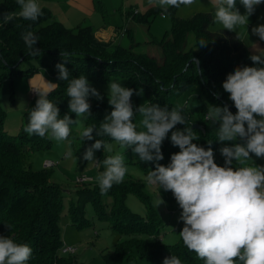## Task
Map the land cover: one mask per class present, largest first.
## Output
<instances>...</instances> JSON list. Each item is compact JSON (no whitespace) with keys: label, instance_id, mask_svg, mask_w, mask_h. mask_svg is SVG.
Wrapping results in <instances>:
<instances>
[{"label":"clouds","instance_id":"1","mask_svg":"<svg viewBox=\"0 0 264 264\" xmlns=\"http://www.w3.org/2000/svg\"><path fill=\"white\" fill-rule=\"evenodd\" d=\"M16 2L19 12L0 13V27L17 16L35 22L43 15L38 0ZM148 3L167 14L170 8H190L197 5L198 0H148ZM239 4L245 10L243 14L237 7V0H210L213 22L229 31H236L239 26L247 27L249 17L264 0H239ZM251 34L264 41V24L253 26ZM22 39L30 55H41L36 47L37 35L26 31ZM199 44L207 43L200 40ZM252 49L249 59L256 66H237L222 82L224 92L229 94L228 99L236 109L235 114L227 104H209L204 117L212 125L219 124L217 142H233L219 149L224 158L223 166L215 162L212 141H208L209 146L205 148L193 142L199 137L192 127L174 130L178 124H186L180 106L169 110L167 106L144 102L134 107L133 95L142 96L144 89L124 87L120 82L108 84L110 114L104 117L98 129L87 126L80 134L83 141H90L95 131L99 137H109L124 152L130 148L141 161L155 164L154 170H148L146 182L173 194L182 210L179 220L183 228L179 236L186 248L195 252L204 264H264V165L246 164L252 160L250 154L264 158V48L252 43ZM68 55L61 52L65 62L55 67L58 80L68 81V109L76 119L68 114L61 118L57 104L48 98L60 85L44 81L46 87L36 91L39 98L29 111L24 128L29 136H47L58 142L67 140L71 126L79 125L80 118L91 115L89 98L103 99L85 75L69 80L70 71L65 66L69 62ZM137 113L141 117L139 123L134 122ZM170 132V141L179 151L171 154L165 166L159 161L164 159L162 144ZM100 149L108 153L114 151L112 143L97 139L85 150L83 159L99 164L101 161L95 160L94 152ZM124 152L103 159L104 171L97 176L101 195L124 181L128 171ZM164 203L159 195L156 206ZM32 254L28 244L0 235V264H28ZM163 264H182V260L171 255Z\"/></svg>","mask_w":264,"mask_h":264},{"label":"trees","instance_id":"2","mask_svg":"<svg viewBox=\"0 0 264 264\" xmlns=\"http://www.w3.org/2000/svg\"><path fill=\"white\" fill-rule=\"evenodd\" d=\"M259 7L264 8V4L256 9ZM41 9L43 15L35 22L17 16L0 27V69L5 71L6 77H11L17 72L19 65L27 63L31 67L18 73L32 76L39 70L33 63L39 61L42 54L50 56L51 61L45 66L46 72L60 86L48 98L57 104L61 118L65 114L72 119L75 117L68 109V81L58 80V70L55 67L57 63L65 62L61 52H67L69 62L65 66L70 71L69 80L80 75H92L97 81L106 83L113 76H122L127 87H143L150 104L167 106L169 110L177 106L176 100L185 90L199 88L201 94L198 98L202 99V104L193 110L181 107L186 118V124L180 125L181 129L200 124L205 132L193 129L199 137L195 143L207 148L208 141H212L214 156L221 147L233 143L216 141V131H210L204 119L207 106L203 98L214 105L227 104L235 114L236 109L228 99L229 94L224 92L222 82L237 66L255 65L236 35L227 31L210 30L213 24L211 14L198 13L189 19L173 17L170 31L158 42L162 52V62L158 63L148 55L135 54L131 49L98 41L88 27L75 31L65 28L52 20L49 9ZM19 10L16 0H0V13ZM169 11L174 14L176 8H170ZM26 31H32L39 37L36 47L40 49L41 55L29 54L22 39V34ZM191 33L195 36V45L194 48L187 49L186 40ZM200 40L207 44L200 46ZM91 99L92 97L89 101ZM107 106L102 101L92 104L91 115L85 118L86 127L95 126L98 129L104 120ZM28 114L23 116L20 133L10 136L3 130L4 113L0 110V235L11 236L16 242L26 243L32 248L33 254L28 264H60L64 261L60 253L63 247L60 220L65 206L64 191L50 181L51 174L48 170L33 171L27 163L28 150L24 149V145L31 144L32 148L38 150L51 147L47 136L41 138L25 133ZM93 137V140L82 141L84 150L97 139L111 140L107 136H97L95 131ZM250 157L251 164L264 165V158H258L254 154H250ZM140 168L147 175L148 170H154L155 164H140ZM143 189L144 185L132 180L113 185L105 194L113 196L108 212L101 202L104 195H101L99 186L77 191L81 199L88 198L92 201L100 216L112 220V227L119 231L120 238H126L122 242L118 240L113 253L105 256V262L130 264L135 260L136 254L146 264H163V260L171 255L178 256L182 264H204V260L186 248L180 236L175 245L162 243L160 230L163 224ZM129 193L146 203V216L132 213L125 206L124 200ZM81 199L78 204L71 202L68 206V212L75 221L84 213L85 202H81Z\"/></svg>","mask_w":264,"mask_h":264},{"label":"rangeland","instance_id":"3","mask_svg":"<svg viewBox=\"0 0 264 264\" xmlns=\"http://www.w3.org/2000/svg\"><path fill=\"white\" fill-rule=\"evenodd\" d=\"M112 1L115 2L116 0ZM118 1H120V4L123 1H130L131 3L135 2V0ZM199 1L200 0H198V3ZM140 2L141 5L148 4V0H141ZM207 4L208 6L206 7ZM206 5H197L196 8H201V11L199 12L211 13L209 12L210 0H206ZM237 7L243 14L245 10L239 4V0H237ZM183 11H185V8H183ZM155 19H161V15L156 16ZM52 20L54 21L53 16ZM259 24H264V8L262 7L256 9L255 13L249 17L247 27L239 26L236 31H229L223 29L218 23L213 22L210 26V30L227 31L236 35L250 56L253 54L252 43L257 44L260 48H264V41H260L257 36L251 34V28ZM194 45L195 36L191 33L187 37L186 48H194ZM158 47L159 46L155 44L151 48L152 50L161 52ZM50 61V56L42 54L39 61H35L33 66L40 70L42 69V71L46 73L45 66L49 65ZM30 67L29 64L22 63L17 67V72L11 77H6L5 71L0 69V110L4 113L3 130L10 136H17L20 133L24 114L29 113V111L35 106L36 100L39 98L37 95H31L29 90L30 87L28 86L30 77L35 74L32 76H23L18 73L20 71H25ZM86 78L103 96L102 100H97L95 97H92L89 103L92 105L99 101L104 102L108 105L105 109L104 116L110 114L112 108L108 103V84L110 82H120L122 86L127 87L126 80L122 76H113L108 82L102 83L97 81L92 75H89ZM139 88L143 87L135 86L134 89ZM200 94L201 90L199 88L187 89L176 100V105L180 107L186 106L193 110L202 104V99L198 98ZM203 101L207 107L209 104H212L207 99L204 100L203 98ZM144 102L149 103L145 90L142 96L133 95L132 103L134 107L139 106ZM74 119H76V116ZM80 119L81 123L79 125H72V131L67 140L58 142L47 137L51 142V147L49 149L38 150L32 148L31 144L24 145V149L28 150L27 163L30 164L33 171L44 170L43 163L45 161H51L57 164L55 167L45 170H48L51 174L50 181L57 184L64 191L63 200L65 206L60 220L61 240L63 243L60 253L61 257L64 258V261L60 264H107L104 260L105 256L113 253L118 240L119 242H122L126 238H120L119 231L112 227V220L100 216L98 208L92 205V201L88 198L81 199V197L77 195V191L85 188L93 189L98 186L97 176L100 172L104 171V166L102 164L103 159L118 152L123 153L124 149L120 148L118 144L110 140L107 142L113 144L114 151L112 153L104 152L103 149L94 152L95 160L101 161L99 164L84 160L83 153L85 150L81 146L83 140L81 139L80 134L83 128L86 127V122L84 117ZM140 119L141 117L137 113L134 117V122L139 123ZM206 125L210 131L213 132L219 128L218 123L212 125L206 121ZM176 129L182 130L180 124L176 125L174 130ZM170 136L171 132L168 134V139L163 141L162 153L164 159L159 161L160 164L165 166L170 162L171 154L179 151L178 147L172 145ZM193 142L195 143V140ZM124 155L126 159L125 164L128 168L124 180H132L144 185V193L150 197L151 207L158 213L163 224V227L160 230L162 243L165 245L177 244L179 241L178 230L183 227V222L179 220L182 210L176 202L173 194L170 191L165 192L163 189H159L158 186L149 185L146 182V175L140 168V164L153 165V162L141 161L138 154L133 153L130 148L125 150ZM215 162L220 166L224 165V159L219 150H217V153L215 154ZM246 164L252 165L249 161H246ZM80 176H87L92 179V182L86 185H79L76 183V179ZM159 195L165 203L157 207L156 205ZM111 197L113 196L105 194L101 197V202L105 205L107 212L111 207ZM80 199L81 202H85L84 213L83 216H80L75 221L73 216L68 212V206L71 202L78 204ZM124 204L130 212L139 216L144 217L148 212L146 203L135 194H127ZM65 247L74 249V253L64 254L62 250ZM134 257L135 260L130 264H146V262L143 259H140L136 254H134Z\"/></svg>","mask_w":264,"mask_h":264},{"label":"crops","instance_id":"4","mask_svg":"<svg viewBox=\"0 0 264 264\" xmlns=\"http://www.w3.org/2000/svg\"><path fill=\"white\" fill-rule=\"evenodd\" d=\"M140 1H123L120 4L118 0H38V3L41 8L49 9L54 21L61 23L65 28L75 31L88 27L98 41L131 49L135 54L148 55L158 63L162 62V52L152 50L151 47L158 45L170 31L173 17L189 19L202 13L199 12L201 10L197 11V5H206V0H202L190 8L181 6L174 14L170 11L164 14L159 7L149 3L141 5ZM158 15H161V19H155ZM158 48L161 51L160 47ZM44 81L54 83L47 72L39 69L30 77L29 90L45 88Z\"/></svg>","mask_w":264,"mask_h":264},{"label":"built area","instance_id":"5","mask_svg":"<svg viewBox=\"0 0 264 264\" xmlns=\"http://www.w3.org/2000/svg\"><path fill=\"white\" fill-rule=\"evenodd\" d=\"M36 91H37L36 89H32L30 91L31 95L36 96L37 95V92ZM56 165L57 164H55V163H53L51 161H45L43 163V166H44L45 169H51L52 167H55ZM91 182H92V179L89 178V177H87V176H80V177H78L76 179V183L79 184V185H86V184H89ZM74 251H75L74 249L66 248V247L62 250V252L64 254H67V253L68 254H71L72 252L74 253Z\"/></svg>","mask_w":264,"mask_h":264},{"label":"water","instance_id":"6","mask_svg":"<svg viewBox=\"0 0 264 264\" xmlns=\"http://www.w3.org/2000/svg\"><path fill=\"white\" fill-rule=\"evenodd\" d=\"M192 128H193V129H199V130L205 132V130L203 129V127H202L201 125H196V124H195V125L192 126Z\"/></svg>","mask_w":264,"mask_h":264}]
</instances>
